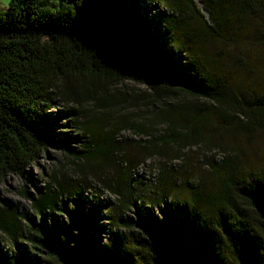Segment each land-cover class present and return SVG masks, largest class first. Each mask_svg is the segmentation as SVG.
<instances>
[{"label": "trees", "instance_id": "obj_1", "mask_svg": "<svg viewBox=\"0 0 264 264\" xmlns=\"http://www.w3.org/2000/svg\"><path fill=\"white\" fill-rule=\"evenodd\" d=\"M201 2L170 0L166 34L136 0H11L0 10V179L26 173L54 143L73 167H55L36 194L23 191L39 226L0 203V241L30 242L44 255L0 248V264H264V161L253 142L264 135V84H248L246 64L199 44L249 16L264 27V0ZM126 81L148 90L116 88ZM138 100L143 110L111 124ZM59 105L84 132L79 149L53 136L59 117L49 112ZM122 130L139 139H119ZM147 161L158 174L142 184L134 171ZM90 176L118 197L113 212L140 197L173 211L172 220L143 222L146 236L108 237L106 249L85 240L73 249L55 236L52 215ZM69 215L80 230H102L96 209L76 205Z\"/></svg>", "mask_w": 264, "mask_h": 264}, {"label": "rangeland", "instance_id": "obj_2", "mask_svg": "<svg viewBox=\"0 0 264 264\" xmlns=\"http://www.w3.org/2000/svg\"><path fill=\"white\" fill-rule=\"evenodd\" d=\"M170 0H136L139 9L155 24H160V29L163 34H166L165 22L171 16L168 2ZM196 3L203 8L201 0H195ZM11 0H0V10L9 6ZM206 18H209V13L202 10ZM242 24V25H241ZM211 54H214L219 60L233 64L234 67L242 68L246 64L250 71L248 73V84L257 83L264 84V27L258 22L257 17H246L243 23L230 28L229 32H225V37L218 39L204 38L199 43ZM250 72V73H249ZM119 90L126 92H143L148 88L143 84H138L131 81L123 82L116 87ZM142 101L138 100L136 104H130L126 108L121 107L119 111L109 116L111 124L121 120L126 112H137L143 110ZM49 114L58 116L53 130V136L57 140L67 138L71 142V147L79 149L81 144L78 139L84 141V132L76 126L74 117L66 112V108L59 105L53 108ZM119 139L138 140L139 137L130 130H122L119 134ZM241 138V137H238ZM244 140V139H243ZM247 141V139H246ZM259 156L264 161V135L256 138L254 141ZM250 144V143H249ZM251 146V144H250ZM258 146V147H257ZM195 154V153H194ZM196 155V154H195ZM253 156V155H252ZM71 157L60 144L54 143L49 145L44 156H41L34 164H32L24 174H12L3 179H0V203H8L13 207H17L20 213L28 212L29 218L35 221L36 226L42 224L43 220L37 216L32 210L31 202L24 196L23 191L36 194L40 188L48 186L49 177L55 167L64 166L65 169H71L69 165ZM181 162L175 161V167H179ZM158 171L152 167L150 161L139 166L134 171V179L146 184L149 181H154ZM69 176L73 181L82 179L80 172L69 171ZM196 178V177H195ZM191 179V183H196L197 178ZM88 182H92L89 187L83 188L75 196H64L63 204L60 205L53 213L52 217L57 221V229L55 236L61 238L63 242L69 244L73 249L77 250L85 241H93L95 248L100 250L102 247H111L108 242V237L116 235L122 237L134 232L135 234H143L146 236L148 232L141 227L143 222L156 224L163 222L166 218L172 220L173 211L165 208L164 205L151 204L148 201L144 202L142 198L134 199L129 208H123L117 212L112 211V206L118 205V197L104 188L103 184L93 178L88 177ZM54 189L56 187L54 186ZM79 205L83 213L87 214L91 210L100 212L101 218L97 223L102 227L100 232L90 230L87 232L80 230L70 219V211L74 210L75 206ZM111 207V208H110ZM66 210H63V209ZM118 216L121 223H116L114 217ZM115 221V222H114ZM46 226L52 229L50 220L46 221ZM68 230L66 239L62 237V231ZM87 232L86 236L83 233ZM149 237V236H148ZM19 245V246H18ZM0 248L3 253L11 257L15 253H28L31 257L41 255L36 251L30 242L19 240L17 244L12 241L3 239L0 241ZM127 253V250H122ZM42 254L40 258H43Z\"/></svg>", "mask_w": 264, "mask_h": 264}]
</instances>
